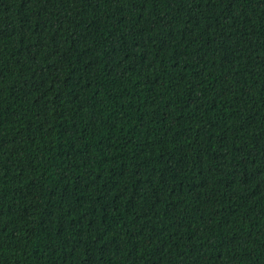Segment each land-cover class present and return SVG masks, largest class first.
Masks as SVG:
<instances>
[{
	"label": "trees",
	"instance_id": "16d2710c",
	"mask_svg": "<svg viewBox=\"0 0 264 264\" xmlns=\"http://www.w3.org/2000/svg\"><path fill=\"white\" fill-rule=\"evenodd\" d=\"M0 264H264V0H0Z\"/></svg>",
	"mask_w": 264,
	"mask_h": 264
}]
</instances>
